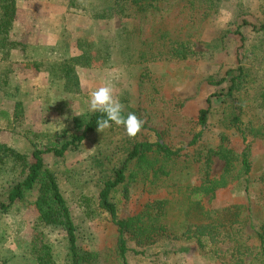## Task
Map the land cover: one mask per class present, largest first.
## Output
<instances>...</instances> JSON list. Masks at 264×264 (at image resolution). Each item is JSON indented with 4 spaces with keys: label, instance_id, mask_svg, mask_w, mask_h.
Here are the masks:
<instances>
[{
    "label": "rangeland",
    "instance_id": "1",
    "mask_svg": "<svg viewBox=\"0 0 264 264\" xmlns=\"http://www.w3.org/2000/svg\"><path fill=\"white\" fill-rule=\"evenodd\" d=\"M16 4L9 37L21 44L5 59L0 53L1 142L26 154L34 145H59L73 131L72 117L91 112V91L108 81L124 111L144 120L135 139L112 126L87 136L63 156L44 155L70 209L79 249L96 253L94 264H120L116 226L98 207L97 196L104 172L120 162L128 143L145 138L186 147L200 129L199 110L208 107L211 94L226 90L227 82L217 83L236 65L239 55L247 91L242 95L246 102L241 120L255 127L264 123V109L257 107L264 98V34L254 33L250 25L240 28L245 40L241 46L236 33L242 19L263 21L264 0H218L207 17L177 4L153 15L111 17L94 15L92 7L101 11L104 0H17ZM178 38L189 42L185 58L172 53L171 42ZM211 99L200 141L184 150L190 155L170 164L167 176L136 175L113 197L120 217L139 212L154 198L170 199L166 231L151 243H133L132 247L144 251L128 252L129 264H220L207 247L199 248L182 236L187 221L200 212L192 203L198 195L186 190L199 182V164L191 154L202 147L201 142L217 145L220 132L229 136L235 151L243 147L234 129L223 125L218 101ZM62 124L65 127L58 131ZM248 138L250 172L217 189L211 199L201 200L207 208L244 203L254 221H264V137ZM222 168L223 161L213 157L210 174L217 176ZM35 194L32 190L6 211L0 209V264H39L31 247L37 231L43 232L50 246L51 264H69L64 230L36 221Z\"/></svg>",
    "mask_w": 264,
    "mask_h": 264
},
{
    "label": "trees",
    "instance_id": "2",
    "mask_svg": "<svg viewBox=\"0 0 264 264\" xmlns=\"http://www.w3.org/2000/svg\"><path fill=\"white\" fill-rule=\"evenodd\" d=\"M16 1L0 0L2 59L8 56L12 48L21 44L9 37L16 17ZM176 4L181 5L182 9L197 11L201 16L207 17L216 10L218 0H104L101 11L96 10V7H92V10L95 12L94 15L101 17H111L113 14L153 15L156 12L168 10L171 5ZM249 25L254 33L264 34V19L257 24L242 19L236 29L241 46L244 45L245 40L240 28ZM171 43L174 55L179 54L178 56L182 58L187 56L186 51L189 50L187 40L178 38ZM241 61L242 58L239 55L236 65L228 68L224 73L225 76L218 81V85L227 82L226 90L211 94L207 98L208 107L199 110L197 124L200 129L186 147L175 148L158 139L151 141L144 138L134 141L128 143L129 147L124 149L120 162L114 165L110 172H104L100 179L97 205L109 215L110 221L116 226L118 263L129 264L128 252L143 253V249L137 250L132 247L133 243L140 246L151 243L166 231L170 199L154 198L148 201L139 212L120 217L113 197L120 186L136 179L138 174H143L142 177L150 179L167 176L170 173L168 166L182 160L187 153L184 152L185 148L195 146L200 141L211 113L210 105L213 103L211 98L214 97V101H218L223 113V125L234 129V132L241 137L243 147L240 151H235L229 144V136L220 132V142L217 145L212 146L207 142H201L202 147L196 148L191 154L192 161L199 164V182L192 186L187 185L186 190L198 195L192 203L193 209L198 208L200 212L193 220L187 221L182 236L185 239L194 240L199 248L207 247L220 264H264V221H254L244 203L207 208L201 200L204 197L211 199L217 189L232 184L239 175H247L251 170L249 159L251 141L248 136L264 137V123L255 127L252 123H244L241 120L244 102H246L242 95L247 92L242 85L245 80V75L243 76L245 68ZM70 71L71 68L66 76L70 75ZM260 99L257 107L264 109V98ZM129 112L124 111L123 114L126 116ZM100 118L99 112L72 117L73 131L67 139L59 145L42 147L34 145L29 154L16 151L0 141V209L6 211L17 201L24 200L29 192L35 190L33 206L37 215L36 221L42 226L55 225L64 230L66 259L69 264H94L97 254L79 249L70 209L55 174L44 162V155L51 153L53 156L60 157L69 148H77L87 136L97 132L96 122ZM112 126L118 127L115 124ZM119 128L124 129L122 126ZM213 157L223 161L222 171L217 176L210 174ZM2 195H5L4 200L1 199ZM31 244L37 263H52L53 254L44 240L42 231L33 234Z\"/></svg>",
    "mask_w": 264,
    "mask_h": 264
},
{
    "label": "clouds",
    "instance_id": "3",
    "mask_svg": "<svg viewBox=\"0 0 264 264\" xmlns=\"http://www.w3.org/2000/svg\"><path fill=\"white\" fill-rule=\"evenodd\" d=\"M89 110L101 114V118L96 122L99 133H104L115 124L118 127H124L125 133L130 139H135L141 132L144 124V120L133 112L127 113L126 116L123 114L124 105L115 95L114 86L111 81L91 91ZM74 113L80 115L78 112ZM64 127L62 124V127L58 131H61Z\"/></svg>",
    "mask_w": 264,
    "mask_h": 264
}]
</instances>
